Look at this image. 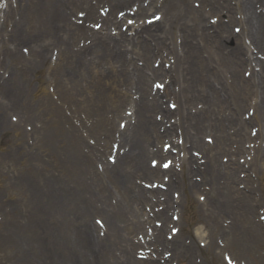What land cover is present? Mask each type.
<instances>
[{
    "label": "bare ground",
    "instance_id": "bare-ground-1",
    "mask_svg": "<svg viewBox=\"0 0 264 264\" xmlns=\"http://www.w3.org/2000/svg\"><path fill=\"white\" fill-rule=\"evenodd\" d=\"M109 1L111 3V1L123 2L125 0ZM175 2V0H168L164 1L163 5L166 7V12L169 15L166 18L167 31L169 32L171 29L177 28L182 34V36H180L182 54L175 55L177 65L174 66L176 71V81L180 82L179 91L175 96L176 98H180V100H182L181 105L185 110V112L179 117L180 127L182 126L183 128L185 123H187V126L189 127H196V129H200L203 126L210 127V124L215 122L223 125L222 115L215 112L213 107L216 100L219 99V94L222 91L223 93L228 91L231 96L232 104L242 105L247 102L244 97L246 93L247 96L250 97L255 93H258L259 90L264 98V80L258 78L255 72H252L253 75L256 74L255 76L259 82L257 84V90L254 91L253 79L252 81H241L240 84V79L237 78L236 68L241 65L245 66L248 63V61H246L243 57V44L241 43L240 37H236L237 35L233 34H227L226 26L220 25L218 29L219 31L214 35V41L210 42L206 33H203L199 38H197L193 31V27L202 24L205 10H192L185 4ZM203 2L207 6L212 5L211 0H204ZM238 2H241V0ZM171 5H174L173 10H171ZM19 6L20 20L17 22L18 25H16V29H20L23 34L22 38L26 37L21 27H27L28 31L34 34L32 38H27L28 40L37 39L42 40V44H58L60 46L59 58L60 60L64 59L66 63V68L62 66L60 70L63 72L56 78V81L61 83L60 90L62 92H70L75 88L80 89V85L82 83H87L86 87L89 86L91 88L89 91H92L91 97L94 99L96 105L100 108L111 109L115 114V119L121 118V109L125 104V102H123L125 101L123 97L127 98V102L129 101V95L122 94L119 91L120 89L117 88L118 81H115L117 77L123 76V81L128 82L130 76L136 74L138 77V84H144L145 86V82L147 81V74H145V72L149 71L150 76H156L158 74L157 77L161 74V71L159 70L162 69H153L148 66L149 55L155 53V46H157V48L159 46L157 42L152 45L151 42H148V40L153 39L160 41V34L150 35L148 34V30L151 27H161V23H156L146 27L144 26L140 29V31L146 32V37L136 41L132 40L135 51L133 50V52L129 54V57H127L125 51H121L123 45L119 43V40L122 42L125 41L123 33H120L119 37L116 39L109 34L102 35L94 32V43L92 45L83 46V48H80L77 52L78 54H75L70 51L69 42L70 40L78 39V37L85 35V30L84 27L67 22L66 14L62 11V8L64 6H70L71 9H78V7L82 8L83 10L88 11L86 17L88 16L90 19H93L96 17V14L92 5L85 0H20ZM112 6L115 8V3H112ZM238 6L243 8L245 11L246 24L248 25L247 36L251 40V43L264 49V17L262 21L258 23L250 0L241 2ZM226 8L229 13H232V8H230L228 4ZM77 12L78 10L75 14H77ZM109 14L111 18L107 21L113 22L115 14H113L112 11H110ZM229 17L231 19L233 16L229 15ZM187 27L190 29V32H186ZM171 32L173 31H170L169 33ZM222 33L226 34V41L222 38ZM137 36L140 35L137 34ZM196 39L203 41V45L199 46ZM233 40H236L237 42L234 47L229 48L227 43ZM163 42L164 40L162 43ZM214 43H216V45H214ZM110 47L112 48L110 49ZM1 48L4 51V54L8 52L5 44L2 43ZM174 48L175 45L170 47V51L172 53ZM85 51H92V56L88 61L85 59ZM44 52V47L40 54L33 52L35 57L40 58V63L43 65H45L46 62ZM135 57H144L145 65L140 69L135 66ZM130 64L134 65L132 72L128 70V66ZM228 68L234 69L235 73H233L236 83L233 82V84L226 85L223 78V72ZM45 69L46 68L43 69L41 65L39 66V62H37L35 58L33 63L29 66V70L33 71H44ZM54 70L55 68L49 72V74L53 77L56 75ZM73 74H75V77ZM20 75L21 73H15L14 78L16 81L12 77V83L14 81L18 83L20 77H16ZM22 75L24 82L26 74L23 72ZM210 77L214 80H211ZM6 82L7 81H4L3 85ZM111 84L115 85L111 87L115 90V92L109 90V93H105L103 88L99 89L101 86L107 85V87H109ZM247 86H250V88H246ZM27 87L28 86L25 85V90H27ZM16 88H18L16 84L13 85L10 92L13 91L12 93H14ZM140 88L142 90L141 101L143 105L140 107L138 106L136 111L137 124L132 127V130L127 128L122 133L124 144L129 145V150L125 156L119 157V162L121 165L124 164L125 166L121 167L120 165L118 169L113 168L112 171H108L110 181L108 186L105 182H100L101 179L98 178L95 172H93V179L89 176L88 179H90V181L88 184L86 183L87 174H90V170L88 168L78 167L83 162L88 161L86 159L84 160L85 156L81 154L82 152L80 148L67 153V160L60 161V163H58L61 164V168L63 169L62 171L67 172V176L69 178H74L75 183L71 188H67V183L64 185L67 191L65 196H67L66 200L68 206L72 205L71 208L73 209L76 206L79 211V213L76 214L77 220L74 222L79 231L76 232L73 246L74 248L68 251V257L71 259L70 261L68 260V264H158L155 261H139L131 253L133 243L130 241L128 234L141 229L143 226V222L140 220V210L138 209L137 202L138 200H145L144 195L146 192L142 187L136 186L135 184L131 185L129 179L132 173H135L138 170L142 171V174L146 177H153V179L159 177L161 173L160 170L140 165L142 164L141 159H145V157L151 153L148 150V145L143 143V139L150 142L152 140H159L164 138L166 135H169L170 131H168V129L163 132H160L159 129H157L160 123H155L151 119L152 115L150 112L158 111L162 113L163 116L170 112L161 109V104L158 98L155 99L152 104L146 101L144 97L148 90L145 87ZM30 89H33V87L30 86L29 90ZM41 92L43 96H34L37 99H35L34 103H32V109H34V107L36 109L35 113L37 114L35 117L42 115V119L44 120L43 125L46 126L44 130H35L34 141L38 145L39 150H46L49 145H53L52 139L54 138L57 139L59 145H63V148H66V146L71 143L73 135L71 132L63 129V124L59 118L56 117L58 109L47 94H45L42 88ZM201 97H204L209 102L208 105L212 107V110L205 108L194 114L188 113L186 109L187 105L192 103L194 100H203ZM95 98L100 99L96 100ZM143 107L147 110L143 109ZM233 121L238 122L241 126L240 131L242 132L243 121L236 117L235 114H232L228 118L227 123L232 124ZM111 122L114 124V120ZM105 123L108 124V119L105 116H102L99 121V126L103 127ZM112 126L113 127L110 128L109 133L114 132L115 126ZM144 127H146L147 130H145ZM19 133L20 131H17L16 136L19 135ZM23 137L24 133L22 134V138ZM192 138L195 144L203 148L204 153H206L207 157L211 159L210 163L205 166L202 175L210 181L212 186L215 185L214 192L216 195V189L218 188L216 182L217 176L213 174L214 168L212 165L213 162H216V159L210 152L216 147L210 149L208 146L200 143L197 134L192 136ZM72 147L74 148L75 144H72ZM74 153H76L77 157H74ZM155 153L158 156L161 154L159 150H156ZM54 156V160H59L56 153H54ZM161 156L163 157V154H161ZM137 161L140 162L138 163ZM7 162L10 165H13V168L16 169V172H18L16 179L19 180V177L22 178L23 188L26 189L24 191V205L28 208L32 207L30 211L33 213V217L30 218V216H28L29 209L16 212L15 220L16 222H19V227L22 228L25 237L27 236V239L24 242L14 238L13 236L15 235L10 233L7 228H2L0 230V250L3 252L0 264H45L50 257V254L47 251L48 249H52L54 251L53 256L55 257V263L59 264L61 255L59 256L58 251L61 249V244L64 245L65 250H67L68 246L63 240H51L56 231L60 230L62 225L65 224L66 218L68 217L72 219L69 214L70 212L62 210L60 214L62 221L51 222V225L48 224L45 233L39 238H34L32 236L31 228L32 226L38 227L42 224H30H33V220L39 221L38 218H46V216L43 217L39 215V212L46 214L43 210L34 207L36 203H42L43 207H50L48 203L51 202L52 198L49 193L56 192L54 188L57 183L64 182L59 180L57 181L52 176V170L49 171V162L41 160L40 157L33 159L32 157L22 153L21 159H18V163L11 160ZM90 166L91 165H89V167ZM216 167L220 169V166L216 165ZM68 169L71 170V173ZM188 171L189 173L193 172L192 169H189ZM33 174H36V176ZM23 175L28 176L31 181L28 182L25 179L26 176ZM37 176L45 178V181H43V187L46 188V193H44L38 185L33 184L34 177L37 178ZM231 180H233V178H231ZM169 186L171 188L181 186L184 194L185 191H193L199 187L198 183L192 181L190 178L185 180L178 178L176 182L172 181ZM231 188H233V186H229L228 189L222 190L221 193L227 194L230 192ZM110 189H114L119 196L116 205L110 203V199L108 203L105 202L104 198L107 199V196L104 194L107 191H111ZM156 193L161 192L156 190ZM86 194H88L87 198L85 197ZM242 198L246 199L243 195ZM99 200L106 204L105 210L109 212L111 217H115V219L117 217V221L123 222L122 227H120L121 225H118L120 222L117 223L107 220V225H105L106 237L104 236L105 238L101 239L94 236V228L90 226L87 221L81 220V217H85L90 210L96 208V202ZM172 202L173 200L167 197L166 208H170ZM220 205L221 203L219 205L216 204L214 198L210 200V209L207 211L210 217L216 216L215 211ZM223 207L224 205L221 207L222 210L224 209ZM157 216L165 220L166 211L159 212ZM209 220L212 221L215 229H218L216 220L214 218H209ZM246 221L247 220L244 218L241 219V217H239L238 221H235V229L225 232L228 234L229 232L233 233V238L232 236L231 238H228L232 241V243H238L241 239V241H245V237L252 239L255 233H257L260 229L258 224H251L252 222ZM245 222L250 225L247 227ZM70 223L72 225V221H70ZM244 224L246 227H244ZM163 225L167 226L165 223ZM160 231L161 230L157 231L155 234L154 242L157 243L156 245H164V240L162 239V233ZM171 245H173L174 257L177 258L183 256L182 254L188 250V248L184 245H180L176 242L171 243ZM111 246L119 248L118 252L120 251L121 253L119 257L116 256V251L113 250L114 253L110 252L109 248ZM128 246L129 249L127 250ZM66 255L67 251L61 257L65 259Z\"/></svg>",
    "mask_w": 264,
    "mask_h": 264
},
{
    "label": "rangeland",
    "instance_id": "rangeland-1",
    "mask_svg": "<svg viewBox=\"0 0 264 264\" xmlns=\"http://www.w3.org/2000/svg\"><path fill=\"white\" fill-rule=\"evenodd\" d=\"M133 1L137 2L136 0H133ZM139 1L141 2L142 0H139ZM181 2L183 4H185L188 8H194L195 9V5L192 2L198 3V0H195V1L182 0ZM219 3H221V2H219ZM253 3L255 5L256 12L258 14L259 13L262 14L263 12H262L261 8L264 7V0H253ZM230 4L234 5V1H231ZM172 6H174V5H172ZM204 8H205V6H204ZM152 11L153 10H150V11L148 10V11L144 12L142 14V18H143V16L145 17L147 15V13L152 12ZM210 15H214L213 18L218 17V15L215 16L216 15L215 13H208V14L206 13L205 18H204V23L207 26L210 25L209 24V20L207 19V17L210 16ZM235 15H236V19L237 20L241 19L239 17V15H240L239 13H236ZM225 20H227V17H223V19L219 18L217 22L220 23L221 21H225ZM216 23L213 24L212 27L216 26ZM165 24H166V21L163 22V25H165ZM233 24H235V23H232V22L229 23V25H228L229 29H231V26ZM207 28H209V27H207ZM200 31H201V29L199 28L198 29V34H200ZM210 31H212V30H209V33H212ZM152 32H157L158 33L160 31H152ZM173 32L174 33H172L171 35L167 36V39H165L166 45L168 43L167 42L168 39H174V43L179 44L180 32L177 31V30H174ZM9 43H10L11 47H16L15 46V41H10ZM125 45H127V43ZM200 45H201V43H200ZM128 47H129V45L127 46V49H129ZM160 49H161V53L160 54L162 56H160V54H159L158 55L159 57H157L156 60H159V64L161 66V65H163V61L167 60V62H168L169 58L167 57V55L165 56V54L168 53L166 51V48H160ZM160 57H162V61H160ZM151 61H152V59H151ZM140 62H141L140 60L137 61L138 65H139ZM7 66L6 65H0V78L3 75L2 71L10 73L11 69L13 68L12 65H11V67H7ZM152 66H153V63H152ZM239 70H240L239 72L237 70V74L239 75V79L246 80L247 78H245L246 73L243 71L244 69L241 68ZM13 76H14V74L12 75V72H11L10 76H9V80H8L11 84H12V77ZM164 77H165V75H162L160 78L162 79ZM230 77H233L231 70H230V73L228 75H225V79L227 80ZM29 78H30V84L38 85V83L40 82L42 77H41V73H35L33 75V72H32L30 75H28V79ZM228 81H229V79H228ZM23 84H24V82H23ZM7 85H8V83H7ZM134 86H135V84L132 85V87H131L132 93H133V90H134L133 89ZM122 90H124V87H122ZM170 90L172 92V87L171 86H170ZM30 98L31 97H27V100H29ZM161 98L163 99V108L165 110H167L168 107H167L166 102H167L168 96L162 94ZM221 102L222 103L224 102L223 98L221 99ZM19 103H21V102H19ZM21 104H23V103H21ZM24 105L28 106L26 101H24ZM191 105L194 106L195 104H191ZM86 106L87 107H89V106L93 107L92 103L89 102V101L86 102ZM222 109H223V112L225 113V116L227 117L228 116L227 115L228 109H230V108L225 109V108L222 107ZM82 110H83L84 113H86V111L84 109H82ZM11 114H13L15 116H18V113H16V112H11ZM152 115L154 116L153 113H152ZM4 119H5V112L3 110V114L0 113V120H4ZM16 124L17 123H13V122L9 123L8 122V116H7V120L5 121V123L0 125V162H3L4 159H6L7 157L15 158L16 154H18V149H17L18 147H17V144H16L17 143V141H16L17 138L14 135V133H15V131L17 129L15 127ZM227 128L228 127L226 126V128H225L226 131H227ZM199 134L208 135V137H210V136L213 137L214 134L219 135V132H218L217 128H214V129L202 128V129L199 130ZM144 142H146V141L144 140ZM188 143L190 144V146L188 148L189 150L196 149L192 145V143H190V142H188ZM144 144H146V143H144ZM159 144H161V142H159ZM15 147H16V149L14 151ZM224 154L226 155V152H220V153L216 154V156L218 158V161L221 162V163H223V161L225 159L224 157H226V156H223L222 159L223 158L224 159L221 160V155H224ZM142 160H145V163H143V164L147 165L148 158L141 159V161ZM2 173L5 174V170L2 167H0V212L2 210L1 206L5 207L7 209V212H8L9 209H17V208L20 209L22 207V204H23V198L19 196V193H21L22 191H21V189L18 186H16L13 182H11L12 178H10L8 176L6 177L5 175H2ZM262 174H263L262 175L263 177H262L261 186H262V189L264 190V173H262ZM196 176H201V175L199 173H197V174H194L192 176V178H194ZM198 183H200L201 185L205 184V182H202V181L198 182ZM241 183H236V187L239 190H242V188H239L240 187L239 184H241V185L244 184L245 185L244 181H242ZM207 186L204 185L196 193H190L188 196L184 197L182 206H179L183 210V213H182L183 225H182V227H183L184 233H189L190 238L193 239V234L192 233H195L196 229H198L200 227V230H202L205 233V236H201L200 238L202 240H208L210 242L208 244L207 248H204L202 250V253L204 254V257L207 259V263L206 264H218L219 261L221 260V252H223V250H225V251L229 250L234 255V258H236V260H242V261L245 262V264H264V238H263V236L261 234L262 231H260V229L258 230V233L254 236L253 239H246V241H240L237 245H235L233 243H231V244L229 243L224 248H220L219 246H216V238L220 236L223 239L224 236L220 235V233L214 235L215 233L213 232V229L210 228L211 226L208 224V222L210 220H208V218L205 216V209H204L205 207H202V205L204 206V204L206 203L207 192H208ZM173 190H174V192L180 194L179 188L170 189V193ZM198 194H201L199 196H205V201L200 202L198 200V197H197ZM58 205H59V208H61V209L65 206L60 201H58ZM148 206H150V205H148ZM52 208L56 209V207H52ZM141 209H143V205L141 206ZM75 210H77V209H75ZM54 216L57 217L58 213L56 212L54 214ZM94 216L102 218V214L101 213H99V212H90L88 214V220L87 221L91 225L94 224V222L92 220L94 218ZM226 218L229 219V216L228 215H226V217L223 216L219 220V224H220L219 228L224 229L225 226H223V224H222L224 221H222V220H225ZM231 219L232 218H230V220ZM198 223H199V225H198ZM202 223H203V225H202ZM3 224H6V220H5V218H0V228L3 227ZM193 224L196 225V226H194V228L190 229L191 225H193ZM206 225H207V227L205 228ZM69 227H70V225L68 226V236L65 237V240L71 242V239L73 238V233L72 232L75 231V228L71 227V230H69L70 229ZM206 232L209 233L207 236H206ZM196 237H199V236H196ZM59 239H61V238H59ZM172 264H174V262H172ZM203 264H204V262H203Z\"/></svg>",
    "mask_w": 264,
    "mask_h": 264
}]
</instances>
